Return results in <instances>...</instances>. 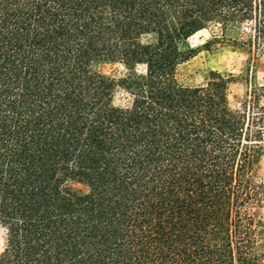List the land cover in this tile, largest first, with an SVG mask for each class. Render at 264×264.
Listing matches in <instances>:
<instances>
[{
    "label": "trees",
    "instance_id": "1",
    "mask_svg": "<svg viewBox=\"0 0 264 264\" xmlns=\"http://www.w3.org/2000/svg\"><path fill=\"white\" fill-rule=\"evenodd\" d=\"M217 46L264 55V0H0V264H264V85L179 75Z\"/></svg>",
    "mask_w": 264,
    "mask_h": 264
},
{
    "label": "rangeland",
    "instance_id": "2",
    "mask_svg": "<svg viewBox=\"0 0 264 264\" xmlns=\"http://www.w3.org/2000/svg\"><path fill=\"white\" fill-rule=\"evenodd\" d=\"M250 33L249 29H241L235 32L236 38L246 39ZM209 39V34L202 31L188 39V45L192 48L201 47ZM144 66L143 62L139 68ZM94 68L102 72H121L122 68L118 64L113 65H94ZM211 72L228 74L232 81L229 84L227 98L230 107L233 110L246 111L248 115L260 117L262 114L259 109L247 111L244 104L247 103L246 90L250 91L254 86L264 85V55L249 51L248 48H239L235 46L212 47L211 51L201 49L185 64L179 68L181 80L189 85L204 84L209 78ZM122 94L116 96V104H119ZM263 99H261V103ZM252 112V113H251ZM256 113V114H255ZM260 143V161L251 173V180L261 189L262 202L255 209V213L261 220L263 227L258 237V246L264 254V123ZM3 247V233L0 230V251Z\"/></svg>",
    "mask_w": 264,
    "mask_h": 264
},
{
    "label": "bare ground",
    "instance_id": "3",
    "mask_svg": "<svg viewBox=\"0 0 264 264\" xmlns=\"http://www.w3.org/2000/svg\"><path fill=\"white\" fill-rule=\"evenodd\" d=\"M202 31H205V30H202ZM202 31H199V32H197V33H200V32H202ZM197 33H196V34H197Z\"/></svg>",
    "mask_w": 264,
    "mask_h": 264
}]
</instances>
